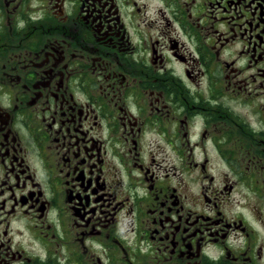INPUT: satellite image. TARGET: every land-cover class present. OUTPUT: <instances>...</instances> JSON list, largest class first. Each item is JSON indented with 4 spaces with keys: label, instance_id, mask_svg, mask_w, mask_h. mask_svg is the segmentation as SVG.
<instances>
[{
    "label": "flooded vegetation",
    "instance_id": "af4514ba",
    "mask_svg": "<svg viewBox=\"0 0 264 264\" xmlns=\"http://www.w3.org/2000/svg\"><path fill=\"white\" fill-rule=\"evenodd\" d=\"M0 264H264V0H0Z\"/></svg>",
    "mask_w": 264,
    "mask_h": 264
}]
</instances>
